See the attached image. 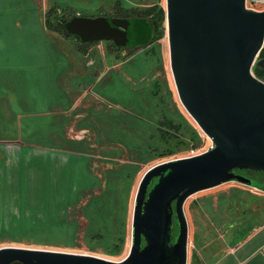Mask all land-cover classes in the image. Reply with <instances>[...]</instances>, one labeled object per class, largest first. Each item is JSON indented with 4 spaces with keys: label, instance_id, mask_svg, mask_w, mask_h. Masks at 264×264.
Masks as SVG:
<instances>
[{
    "label": "rangeland",
    "instance_id": "obj_1",
    "mask_svg": "<svg viewBox=\"0 0 264 264\" xmlns=\"http://www.w3.org/2000/svg\"><path fill=\"white\" fill-rule=\"evenodd\" d=\"M51 1L52 6L68 17L108 14L116 3V0ZM123 1L130 8L135 7V0ZM103 3L107 4L106 10H102ZM42 6V0H0V26L6 38L16 44L32 40L34 36L29 29L21 30L16 26V21L20 17L41 13ZM108 57L107 65L112 67L103 74L102 71L93 74L101 70L100 63H97V69H92L85 81L90 83L93 93L102 96L103 101H91V107L85 110L80 119L81 127L89 128L84 129V139L65 140L68 145L65 146L63 161L60 160L55 166L54 160L50 159L45 166L48 179L44 194L36 196L32 203L25 195L3 197L0 247L21 246L89 253L112 260L124 258L132 241L135 201L131 206L130 196L141 164L151 161V164L158 163L167 159L162 158L164 156L183 154L190 146L202 144V130L180 102L170 68L166 36L151 41L144 48H133L129 54L125 49L114 53L108 51ZM117 61L125 62V69L121 70L123 75L114 67ZM34 70L30 81L23 84L24 92L18 84L11 85L17 93L14 96L8 92L10 85L3 81L9 70L4 63L0 64V108H13L8 109V116L0 117V140H19L13 145L22 147L23 151L31 149L28 147L31 143L26 142L46 144L65 138L67 123L74 122L79 113V109L66 111L73 101L68 95L56 92L63 88L53 83L46 85L51 71L46 67ZM150 75L153 76L152 80L147 81V85H140V79ZM152 90H156V93ZM20 114H24L23 117ZM164 117L171 124H179L180 128L169 126L167 122L161 125ZM26 119L31 120L38 131H30ZM41 128L46 130L41 131ZM77 134L70 135L78 139L80 136ZM101 146L113 147L107 152L103 149L116 161L114 164L117 166L111 170L105 171L94 164L98 152H101L96 147ZM21 166L24 169V165ZM255 177L264 181L260 174ZM253 183H256L255 179ZM230 185L229 188L236 187L240 182L234 181ZM9 199L11 203L8 205ZM233 212L234 209L230 211ZM18 226L22 227L18 229ZM25 226L31 227L28 233L22 231ZM43 229H46L45 233L40 232ZM178 231L175 218V238ZM122 248L121 256H113L120 253ZM192 251L193 246L189 248V264Z\"/></svg>",
    "mask_w": 264,
    "mask_h": 264
},
{
    "label": "water",
    "instance_id": "obj_2",
    "mask_svg": "<svg viewBox=\"0 0 264 264\" xmlns=\"http://www.w3.org/2000/svg\"><path fill=\"white\" fill-rule=\"evenodd\" d=\"M65 27L83 42L111 40L125 46L132 35V21L119 17L76 15ZM166 28L180 102L215 147L193 157L158 162L145 171L135 195L132 241L124 258L2 246L0 264H188L186 200L229 181L254 185L236 169L264 171V81L253 73L256 63L264 66V58H259L264 10L249 8L247 0H166ZM25 227L22 231L28 233L31 227Z\"/></svg>",
    "mask_w": 264,
    "mask_h": 264
},
{
    "label": "crops",
    "instance_id": "obj_3",
    "mask_svg": "<svg viewBox=\"0 0 264 264\" xmlns=\"http://www.w3.org/2000/svg\"><path fill=\"white\" fill-rule=\"evenodd\" d=\"M52 3L51 0H42L41 13L20 17L16 21L18 28L21 30L28 28L34 36L25 44L12 43L6 38V33L0 26V64L4 63L9 70L3 81L10 85L9 94L16 96L17 93L11 85L18 84L24 92L23 84L30 81L34 69L46 67L52 72L47 76L46 85L53 83L63 88L57 89L56 92L64 96L68 95L73 101L66 111L79 109V113L76 114L74 122L67 123L64 129V133H67L65 138L46 144L26 142L31 143L28 145L31 149L25 152L26 155L22 147L15 146L19 142L0 140V221L3 197L14 198L25 195L28 197V202L32 203L36 196L44 194L48 179L45 166L48 165L50 158L54 160L55 166H58L59 161H63L65 157V146L68 145L65 140L84 139H77L70 134L89 129L81 127L80 119L86 113L85 110L91 107V101H103L102 96L93 93L90 83L85 82L86 77L92 69H97L95 68L97 63H100L101 70H96L93 74L101 71L103 74L112 67L105 63L109 57L103 42L75 43L60 25H50L46 22L48 12L54 9ZM163 3L164 0H135L137 11L147 16L155 15L160 8L166 9V3L165 5ZM102 5L104 6V3ZM247 6L255 10H264V0H247ZM114 67L123 75L121 71L125 69L123 62L117 61ZM152 77L150 75L146 79L141 78L140 85L147 84ZM8 109L13 110L11 106ZM8 109L0 108V117L8 116ZM20 115L23 117L24 114ZM25 123H28L30 131H38V127H35L31 120L26 119ZM1 124L0 120V130ZM71 129L73 131L68 134ZM5 143L6 145L3 146ZM96 148L101 151L98 152L94 163L97 168L101 167L107 171L117 166L114 164L116 162L114 156L106 153L113 148L112 146ZM103 149L106 150L105 153ZM151 162L141 164L130 196L131 206L135 201L141 177L149 167L156 164ZM231 182L234 181L199 191L186 200L184 210L189 227V248L194 247L190 264H264V189L242 183L229 188ZM10 201L11 199L7 201L8 205ZM233 209L232 214L230 211Z\"/></svg>",
    "mask_w": 264,
    "mask_h": 264
},
{
    "label": "flooded vegetation",
    "instance_id": "obj_4",
    "mask_svg": "<svg viewBox=\"0 0 264 264\" xmlns=\"http://www.w3.org/2000/svg\"><path fill=\"white\" fill-rule=\"evenodd\" d=\"M133 5L135 7L130 8L129 6H127V4L125 5L123 0H116V3H115V6L113 7V10L108 11V14H100L98 16H95V17L106 16L109 18L119 17V18L130 19L132 21V35H131V38H129V40H128L129 44H127L125 46H119V45L115 44L113 41L107 40L109 43L108 44L104 43L107 47V52L109 51V52L114 53V52H118L119 50L122 51L125 49V50H127V54H129V52L132 51L133 48H134V50H138L141 47L144 48V47L148 46L151 43V41L155 40L154 35L152 37H147L146 36L147 33L144 29V20L147 19V17H149L151 19H156L155 15L147 16L145 13H141V12L137 11L138 7L135 5V3H133ZM106 9H107V4L104 3V6L102 5V10H106ZM47 15H48V18H46V22L50 25H52V24L58 25L61 21L65 20V19L68 21L73 16H76V15H71L68 17V16L62 14L61 12H59L56 9V7H54L52 12L48 13ZM79 16L90 17V16H85V15H79ZM127 24H129V23L127 22ZM165 24H166V21H165ZM69 36L74 40L75 43L83 42L81 40V38L77 35H73V37L71 35H69ZM165 36L167 37V28H166V35ZM94 42H97V41H94ZM83 43H91V42H83ZM119 55H121V54L119 53ZM115 58L118 59L119 56L116 55ZM108 61H109V58L105 61V63L107 64ZM121 62H123L125 64L124 61H121ZM107 71H108V69L106 70V72ZM152 92L156 93V90H152ZM166 122L169 124V126L172 125L171 121L169 119H166V117H164L160 123H161V125H163ZM17 141H19V140H17ZM235 172L243 174L245 176L250 177L251 179L256 180V177H255L256 175H254L253 171L252 172L249 171V169H243V170H239V171H235ZM257 175H259V174H257ZM40 249H42V248H40Z\"/></svg>",
    "mask_w": 264,
    "mask_h": 264
},
{
    "label": "trees",
    "instance_id": "obj_5",
    "mask_svg": "<svg viewBox=\"0 0 264 264\" xmlns=\"http://www.w3.org/2000/svg\"><path fill=\"white\" fill-rule=\"evenodd\" d=\"M53 10V9H52ZM52 10H50L48 13L52 12ZM155 18L156 19H151L149 17H147V19L144 20V29L147 33V37H152L154 35L155 39L157 38H164L165 35H166V27H165V21H166V9H158V11L155 13ZM67 22V20H63L61 21L58 25L56 26H59L68 34V35H71L67 30H66V27H65V23ZM82 44H86V43H83L81 42ZM259 58H264V47L262 49V51L260 52V56ZM253 73L260 79H262L264 81V66H259L257 63L253 66ZM173 126L175 125L177 129L180 128L179 124L177 123H174L172 124ZM178 135V134H177ZM179 137V135H178ZM172 154L170 155H167V156H164L162 158H165V157H169L171 156ZM235 171H239V169H236ZM249 171H253L254 172V175H257V174H260L264 177V171H256V170H251L249 169ZM155 181V180H154ZM254 186H257L261 189H264V181L263 180H258L256 179V183L254 184ZM145 244V242H144ZM123 253V248L121 250L120 253H116V254H113V256H121Z\"/></svg>",
    "mask_w": 264,
    "mask_h": 264
},
{
    "label": "built area",
    "instance_id": "obj_6",
    "mask_svg": "<svg viewBox=\"0 0 264 264\" xmlns=\"http://www.w3.org/2000/svg\"><path fill=\"white\" fill-rule=\"evenodd\" d=\"M81 132L83 133V135ZM81 132L78 133L76 136H80V138H84V134L86 132L84 130ZM200 139L202 141L201 145H199V146L192 145V146H190L189 150L186 153L172 154L171 156L167 157L166 160L183 158V157H193V156L202 154L204 152L210 151L211 149H213L215 147V143L203 131L200 133ZM166 160H164V161H166Z\"/></svg>",
    "mask_w": 264,
    "mask_h": 264
}]
</instances>
